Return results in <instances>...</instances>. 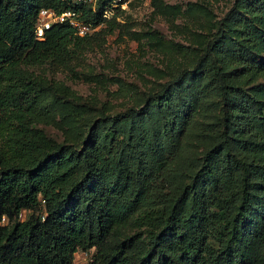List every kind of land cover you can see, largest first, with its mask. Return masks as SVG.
<instances>
[{
  "label": "trees",
  "instance_id": "obj_1",
  "mask_svg": "<svg viewBox=\"0 0 264 264\" xmlns=\"http://www.w3.org/2000/svg\"><path fill=\"white\" fill-rule=\"evenodd\" d=\"M71 7L103 20L72 0H0V264H73L80 249L87 264H264V0H231L118 110L54 73L87 76L74 61L125 10L36 36L42 8Z\"/></svg>",
  "mask_w": 264,
  "mask_h": 264
},
{
  "label": "rangeland",
  "instance_id": "obj_2",
  "mask_svg": "<svg viewBox=\"0 0 264 264\" xmlns=\"http://www.w3.org/2000/svg\"><path fill=\"white\" fill-rule=\"evenodd\" d=\"M231 0H127L119 16L121 29L106 36L105 42L87 50L74 61L77 71L87 76H75L72 70H58L56 78L63 80L77 93L98 105L122 109L131 103L126 90L153 88L163 79L164 69L173 57L177 43L195 45L209 31L212 20L218 18ZM205 4L208 12L191 14L188 5ZM175 6L179 10H174ZM162 35L161 44L149 31ZM46 130L62 139L61 130L44 124ZM24 209L20 219L26 217ZM7 222V218L0 223ZM91 251L75 252L73 264H87Z\"/></svg>",
  "mask_w": 264,
  "mask_h": 264
},
{
  "label": "built area",
  "instance_id": "obj_3",
  "mask_svg": "<svg viewBox=\"0 0 264 264\" xmlns=\"http://www.w3.org/2000/svg\"><path fill=\"white\" fill-rule=\"evenodd\" d=\"M72 2L74 4H81L91 7V9L95 12H101L103 20L97 24L85 20L81 17V11L76 9L75 7H71L60 13L56 12L52 8H42L39 11L35 24L36 36L38 38H43L45 36L46 30L50 28L51 25L55 22H68L75 28L76 32L79 35L92 33L95 30H98L102 25H104L106 19H109L113 14L117 12V7L120 6L124 8L127 4V1L122 0H107L106 2L100 4V6L99 0H72ZM5 218L7 217L3 215L2 217H0V220H4Z\"/></svg>",
  "mask_w": 264,
  "mask_h": 264
}]
</instances>
